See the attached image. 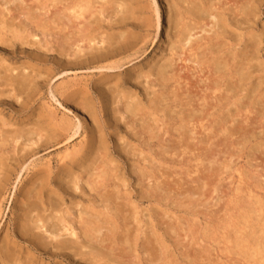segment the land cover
Wrapping results in <instances>:
<instances>
[{"label":"bare ground","instance_id":"bare-ground-1","mask_svg":"<svg viewBox=\"0 0 264 264\" xmlns=\"http://www.w3.org/2000/svg\"><path fill=\"white\" fill-rule=\"evenodd\" d=\"M57 2L61 10L48 21L25 12L16 24L18 18L7 19L12 11L4 4L0 44L54 52L63 70L75 66L106 73L133 63L156 40L164 47L159 46L160 55L143 67L127 72V80L121 74L103 75L114 82L93 86L98 109L91 104L94 100H88V85L67 93L62 84L63 93L50 91V104H42L29 127L11 125L9 132L2 130L10 125L0 116V220L13 168L9 162L15 154V149L7 152L8 140L19 144L17 153L22 154L13 162L20 170L24 151L63 143L56 167L49 160L32 172L17 201L12 236L16 240L1 238L0 264H54L57 258L67 264H176L171 247L180 245L181 229L187 243L198 247L191 264H216L209 258L214 246L221 254H234L236 264H264V0ZM22 65L5 64L0 71V94L17 104L30 97L45 77L31 64ZM60 98L85 112L91 126L80 132L81 121L65 114L73 113ZM29 99L18 105L20 109H28ZM51 103L64 112L59 116ZM101 124L117 130L111 134L114 147L137 161L130 164V171L142 187L139 198L160 210V220L169 221L164 235L151 224L159 220L158 212L151 207L138 212V207L129 206L120 192L123 179L112 181L117 160ZM75 137L80 139L71 145ZM244 155L246 161L241 159ZM240 159L247 168L237 166ZM167 164L180 170L186 164L178 180L185 176L189 181H180L179 191L174 189L178 180L174 187L166 181ZM73 194L80 200L67 206L65 197ZM171 198L177 209L192 212L187 214L192 219L195 208L201 207L198 214L209 221L195 231L187 220L177 222L165 209L164 202ZM184 255V260L190 256Z\"/></svg>","mask_w":264,"mask_h":264},{"label":"rangeland","instance_id":"rangeland-1","mask_svg":"<svg viewBox=\"0 0 264 264\" xmlns=\"http://www.w3.org/2000/svg\"><path fill=\"white\" fill-rule=\"evenodd\" d=\"M13 1L12 0H2V1L0 0V10L5 8V6H6V8H8L10 11H12L10 13L11 15L9 14L7 19H9L10 17L18 18V19H16L14 21L15 23H13V24L18 23L19 19L21 21H23L24 18H21V17H23L25 12H28L29 14H31V17H32V15L35 16L37 14V16H38L37 19L39 18V20H40V19L44 18L43 22H45L44 20L48 21L49 19L52 18L51 14H56L57 12H60V10H61L60 9L61 8V6H60L61 4L60 3L58 4V2H57L58 0H55L53 3H51L52 0H49V1L48 0H36V1L34 0L35 2H33V0H17V1L13 0ZM4 4H5V6H4ZM45 4H47V5H45ZM52 4H54V5L57 4L56 5V9L53 8L54 5H52ZM46 6H49L52 9L51 8H45ZM41 7L43 9H45V10H43ZM162 10L163 11L161 12V18L163 19V26H164V21H165L164 20L165 19V17H164V15H165L164 14V8H162ZM46 11H47V13H46ZM19 14H20V16H19ZM50 15H51V17H50ZM37 19H35V21ZM38 21H36V23H38ZM43 22H41V23H43ZM163 29H164V27H163ZM39 36H40V34H39ZM162 37L164 38V34L163 35L161 34L159 36L160 40L163 39ZM60 39H61V37H58L57 41L61 42ZM161 45H162V41L160 42L159 40H156L153 45L150 44V45L147 46L145 55H142V56L138 57L136 60L133 61V63L121 66L119 69H116V70H114L111 73H109V72L106 73L105 71H101V70L97 71L96 69H93V68H90V69L81 68V67H78V68L76 67L75 68V66H70V68H68L67 70H63V67H61L63 64L60 61L58 63V59L56 58L57 55H55L56 56L55 57L54 56V54H55L54 52L50 51V52H48L46 54H43L42 52L34 51V49L32 51V49L29 48V46H27V47L26 46L25 47L22 46L21 47L19 43L13 44L12 47L0 44V66H1L0 67V71L2 70V68H4L2 66H5V64H6V66L10 65V67L11 66H13V67H16V66L17 67H21L22 64H24V63L26 64L27 63L28 66L24 64L26 67H30L31 65L34 66L35 69L37 68L36 69L37 72L39 71L38 73H40L41 75L43 74L42 75L43 77L45 76L44 79L47 78V79H45V82H44V79H40L38 87L30 95V97H28V98H30L28 100V101H30L29 105L27 106L28 109H24V108L20 109V107H19L20 103L22 101L27 102L26 99H28V98L21 99V101H18L19 103L17 104L16 103L17 102L16 99H13L12 97L9 98V96L6 95V93H1L3 95L0 94V116L3 119H5L4 121H6L10 125V127H6V128H4L2 130H7L9 132L12 128L21 129L20 127H22V128L29 127L28 123H31L33 121L32 117L35 116V113L36 114L39 113V111L41 110V107L43 106L42 104H44V103L50 104L49 92L52 91V92H57L59 94L63 93L62 87L64 89H66V90L68 89L67 91H65V92L68 93V92H72L74 90L77 91L80 88L82 89L84 85H88V88H89V91H90L89 94H90V97H91V98L88 97V100H90V99L94 100V102H92L91 104L95 105V107L98 109L100 107V105L97 104L98 103V98L97 97H99V96H97V93L95 92L94 87L95 86L96 87L99 86L101 83H106L107 80L111 81L113 79L112 77L111 78H105V77H103V75L107 74L108 76H111V74H121L119 77H121L123 80H127L126 78H124V75L127 74V72H129V71H131L133 69H137L141 65H142L141 67H143V65L147 61H149L154 55H156V54L160 55V52H159L160 48L158 49V47L160 46V47H162V49L164 47V46H161ZM52 53H54V54H52ZM41 55H42V57H41ZM39 58H40V60H39ZM2 59H3V61H2ZM41 61H43V62H41ZM60 64H62V65H60ZM25 66L22 65V67H25ZM94 70H96V71H94ZM44 71H48V72L45 73ZM49 79H51V80L48 82ZM112 82H114V81H111V83ZM62 84H64L65 86H62ZM125 86H127V85H125ZM70 87L73 88V90ZM75 87H77V89ZM91 88H93V90ZM2 90L0 89V91H2ZM37 90H38V92H37ZM60 100L63 101V99H61V98H60ZM63 103H64L63 106H65L66 109L71 110L72 113H73V114H69V113H67L65 111V114L67 116H69L71 119L75 120V118H74V116H75L78 120L81 121L82 128L80 129V132H82L84 130V127L86 125L87 126L88 125L91 126L90 125V119L85 114V112L81 111V109H79V108H75V105L73 106V104H71L69 101H67V102L63 101ZM51 104H52V106L54 108H57L54 105V103H51ZM57 109L60 112L59 113V116H60L64 111L62 109H59V108H57ZM82 118H85L86 124H84V120ZM102 121H104V118L100 116V122L102 123ZM24 123H26V124H24ZM20 124H21V126H20ZM11 125H12V128H11ZM40 125L41 126H46V125H43L41 123H40ZM18 126H19V128H17ZM100 127H101V129L104 130V134L106 135L107 141L109 142L111 156L114 159L117 160L116 163L114 162L116 164L117 170H116V174H114V178L112 179V181L113 182H118V180H115L116 177H117V179L118 178H122L123 179L125 187L124 188H120V192H121V194L123 196L126 197L127 204L129 206L130 205H134L135 207H138V212H140V210H142V212L145 213V211L147 209H149V207L153 208L155 210V212H156L157 210L154 208L153 204L149 205L147 200H145V199L141 200L139 198L140 197L139 193L142 191V187L137 185V178H136L135 175L131 174V171H130V164L132 162L136 164L137 161L135 159H133L132 157L131 158L126 157L125 154L123 155L120 152L119 149L114 147L116 140H113V138L111 137L113 135H111V134L116 132L117 130L112 131L111 128H109V126H106V125H103V124H101ZM121 129H124L122 127V125H121ZM118 131H120V130H118ZM4 132H6V131H4ZM0 137H2V133H0ZM78 137L74 138V140L71 143V145L74 144V143L76 144L79 141L80 138H78ZM1 139L2 138H0V140ZM8 142H9V146L11 148L9 149V146H8L7 147L8 148L7 152H11L12 150L15 149V154H14V156L12 155V157H13L14 160L15 159L16 160L19 159V156L22 154V152L17 153V148H19V144H14L15 142L11 141V139H9ZM18 143H19V141H18ZM14 145H16L15 148H14ZM62 146H63V143L51 145V146H49L47 148L46 147L39 148V149L35 150V152H33V153H30L28 150L24 151V154H27V155L21 161V164H23L22 167H24V168L21 167L22 170H20L19 166L15 165V162H13L14 160H11L9 162L10 164H12L11 167H13V168H11L12 170L9 173V180H8V184H7L8 186L6 185V187H5V194H4L3 199H2L3 213H2V218L0 220V241H2V239L6 235L9 236V239L16 240L15 238L13 239L12 236L15 235L14 234V228L16 226V221H17L16 220V217H17L16 214L18 213L17 212V208H18V205H19V203H17V201L18 202L21 201V199H22L21 195L25 191V189H26V187L28 185V181L31 178L32 172H34L37 169H42V166H40V164H43V163H45V162L50 160L51 164L54 167H56V164L59 162V159H57V158H59L60 151L63 150V149H61ZM9 155L11 157V153ZM241 159H245V155L241 156ZM241 159L238 160V165L237 166L238 167L242 166L244 168H247V166L245 165L246 159H245V161L241 160ZM19 160H17V162ZM18 164L20 165V163H18ZM140 165L142 166V164H140ZM165 166L163 167V173H164L165 170L166 171L167 170L171 171V172L167 171V175H169L170 177L166 181H167L168 184L170 183L169 185L173 184L172 186L174 187L175 186L174 183L178 180V177H181L182 175L185 174L184 170H185L186 164L185 165L183 164V170L182 169L180 170L178 168L179 167L178 165L167 164ZM55 171H54V173H55ZM262 173H263L262 175L264 176V172H262ZM180 174H181V176H180ZM184 178H185L184 180H182L183 178H181L180 181H182L183 183H187L189 181V179L186 178L185 176H184ZM263 179L264 178H262L261 180H263ZM171 180L173 181V183H171ZM180 181H179V183H180ZM181 183L179 184L178 187L177 186L174 187V189L176 190V188H177V190L179 191V189H181V188H179L181 186ZM190 183H191V181H190ZM220 185H221V183H220ZM225 185H226V182L224 181L223 188H221V186H220V189L225 190V188H224ZM14 187H16V188H14ZM72 196H74V194L71 195V197H68V196H66L67 198L65 197V204L67 203L66 204L67 206H70V202L72 204H74L76 201L80 200V197H78L76 194H75L74 197H72ZM4 200H5V202H4ZM82 200H84V202H85V199H82ZM173 202L174 203L176 202L174 198H171L170 200H167L166 202H164L165 206H166L165 209L166 208L170 209L169 211L172 212L171 215H173V219L174 220L177 219V222L180 221V223H182V221L186 222V220H187L188 224L194 225V227H192L191 230H194V231L198 230L203 225H205V222L209 221L208 218L205 217L204 215L198 214V212L203 211V209L201 207H196L195 208L197 213L195 214L196 216L194 217V219H192L191 217H188L189 215H187V214L192 213V212L188 211L187 214H186L184 209H182V208H180V209L178 208L177 209L175 207V204L174 205L172 204ZM159 211H157L158 212L157 213L158 214L157 218L159 220L158 221L157 220H153V221H155V223L153 221H151L153 223H151L149 221V223H147V224H150V223L152 225L157 224L155 226H156L157 230L160 232L159 234H161V235L163 234L164 235L165 234L164 231L166 230L165 224L167 222H169V221L167 219H166L167 222L165 220H160L161 214L159 213ZM167 211H168V209H166V212ZM156 221H157V223H156ZM162 223H164L163 226H162ZM148 228H150L149 225H148ZM183 231H182V229L178 230V232H179L178 235L180 236L179 238H181V239L178 240V243L180 245H178L177 247H176V245H174V249H173V247H171V250L173 251V254H174V256L171 257V260H174L176 262V264H181L182 262H183L182 264H191L190 260L193 259L192 257L196 253L195 251L198 250V247H196L195 245H191L190 242H189V244L187 243V238L185 237V234H184L185 232H183ZM152 240H153V238H152ZM146 241H148V238H146ZM20 244L23 245V246L26 245V244H23V243H20ZM187 244L189 246V247H187L188 251H185L184 248H185V246H187ZM190 246H192V247H190ZM140 247H141V245H140ZM220 247L223 248L222 245L219 246V248ZM214 249H215L214 251L209 253L210 254L209 258L211 260L214 259V262L216 264L221 263V262L222 263L225 262V264H226V262H229V259H231V261L233 260L232 262H229V264L230 263L231 264H236L235 260H237V257H234V254H233V256H232V254H230L228 256V254H226V252L221 254V252H219V250H218V247L214 246ZM31 252H34V251L31 250ZM184 252H188V255L190 254V256H188V258H185L186 260H184V257H186V255H184ZM141 253L142 252L139 249L138 250V254L141 255ZM181 255H183V256H181ZM41 257H43L47 261V256H45L44 254L43 255L41 254ZM50 258L51 259H55V258H52V257H50ZM56 260L55 261L52 260V262L54 264H57V263H59V261H62V264H67V261L64 260V259L57 258ZM194 264H197V262L194 263Z\"/></svg>","mask_w":264,"mask_h":264}]
</instances>
